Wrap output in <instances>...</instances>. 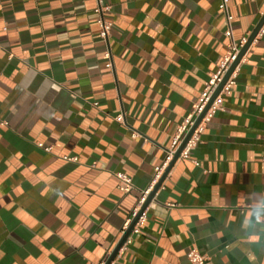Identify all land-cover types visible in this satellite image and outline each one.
Returning a JSON list of instances; mask_svg holds the SVG:
<instances>
[{
  "label": "crops",
  "instance_id": "1",
  "mask_svg": "<svg viewBox=\"0 0 264 264\" xmlns=\"http://www.w3.org/2000/svg\"><path fill=\"white\" fill-rule=\"evenodd\" d=\"M101 2L105 42L96 0H0V264H105L227 51L220 0ZM233 81L110 264H264V27Z\"/></svg>",
  "mask_w": 264,
  "mask_h": 264
},
{
  "label": "built area",
  "instance_id": "2",
  "mask_svg": "<svg viewBox=\"0 0 264 264\" xmlns=\"http://www.w3.org/2000/svg\"><path fill=\"white\" fill-rule=\"evenodd\" d=\"M96 3H97V5H96L94 12L97 15L96 24H97V27L99 30V38L101 41L105 42V41H107V38L109 37L110 30L112 27V24L104 19V13H106L109 8L107 6H103L101 0H96ZM218 8H219L220 12L223 13L225 18H226L227 29L225 31V34L230 38V42L227 45V51H226L225 55L223 56L221 62L219 63L217 71L214 74H212L210 76V78L208 79V81L206 82L204 90L202 91L200 98L198 99L197 105H196L192 115L185 120L184 124L177 130V133L173 137L172 146H171L169 156H168V158H171V159H172V156L175 153L176 149L180 145L183 137L188 132L189 128L193 125L195 118L202 112L203 108L206 106L211 95L213 94L214 90L216 89L218 84L222 81L223 76L225 75V73L227 72V70L229 69L231 64L236 60L241 48L244 46V44L247 41V39H246V40L241 41L240 43H235L232 40L231 27H230L231 17L228 15V12H227V0H220ZM263 27H264V24H263L262 28ZM262 28L260 29V31L262 30ZM105 56L107 58H110V52L107 51L105 53ZM108 67H110V64H108ZM237 67L234 70L233 74L228 78L227 82L223 86L219 95L214 99L213 103L211 104L210 108L208 109L207 113L205 114L202 122L197 127V129L195 130L194 134L192 135L191 139L188 141L186 148L183 150L181 155L187 151V149L189 148V146H191L192 143L197 141V134L201 128L202 123L205 122L206 120H208L210 115L221 107L222 97L230 92L231 87L234 84L233 77H234V74L237 70ZM116 121L121 122V117L118 116L116 118ZM45 150L49 151L50 148H46ZM65 159H67V158H65ZM69 160H71V159H69ZM166 165H167V162L163 163L161 166H158L154 169V176H153L154 183L160 179ZM115 177L118 181L117 188L121 192H123L124 194H128L129 192H131L134 189L131 178L129 176H127L126 174L117 173V174H115ZM152 188H153V185H151L150 187H148L146 190H144L141 193V196L139 197V200H138L139 206L137 209L133 210V212L131 213L129 220L127 221V225L124 228V230L122 231V234L124 233L127 226L130 224L132 219L137 215L139 209L144 204L145 199L147 198L149 193L152 191ZM142 224H143L142 216H140L139 219L137 220L136 225L133 227L131 234L138 232V226L142 225ZM128 238H127V240H128ZM187 258H188V261L190 264H204L205 260H206L205 255L201 254V252H199V250H197L196 248H191L187 252ZM98 264H104V262L102 261Z\"/></svg>",
  "mask_w": 264,
  "mask_h": 264
},
{
  "label": "water",
  "instance_id": "3",
  "mask_svg": "<svg viewBox=\"0 0 264 264\" xmlns=\"http://www.w3.org/2000/svg\"><path fill=\"white\" fill-rule=\"evenodd\" d=\"M263 24H264V13L261 16V18L258 21V23L256 24V26L253 29V31L251 32V34L248 36L247 41L244 44V46L241 48V50H240V52H239L236 60L231 64V66L229 67V69L227 70V72L225 73V75L223 76L222 81L218 84V86L214 90V92L211 95V97H210L209 101L207 102L206 106L203 108L202 112L195 118V120L193 122V125L189 128L188 132L185 134V136L183 137L180 145L178 146V148L176 149L175 153L173 154L172 159H171L168 167L165 169V171L163 172L162 176L160 177V179L158 180V182L153 187L152 191L149 193V195L145 199V202L141 206V208L139 209L137 215L132 219V221L130 222V224L125 229L124 233L121 235L119 241L117 242L116 246L114 247V249L110 253V256L107 258L105 264H110L115 259V257L118 254V251L120 250V248L127 241V238L130 236L133 227L137 223V220L139 219L140 216H142L144 210L150 204L151 200L153 199L155 193L157 192V190L161 186V184H162V182H163L166 174L170 170V168L179 159L181 153L186 148V145H187L188 141L191 139V137L194 134L195 130L197 129V127L202 122L205 114L207 113V111L210 108L211 104L213 103L214 99L219 95V93L221 92L223 86L227 82L228 78L233 74L234 70L236 69V67L240 63V61L243 58V56H244L246 50L248 49L249 45L252 43V41L254 40V38L256 37V35L259 33V31L262 28Z\"/></svg>",
  "mask_w": 264,
  "mask_h": 264
}]
</instances>
